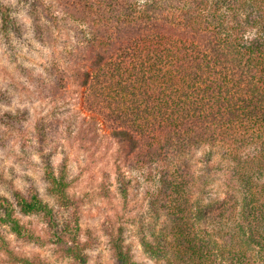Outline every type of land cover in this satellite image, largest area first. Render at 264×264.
<instances>
[{"label":"trees","instance_id":"trees-1","mask_svg":"<svg viewBox=\"0 0 264 264\" xmlns=\"http://www.w3.org/2000/svg\"><path fill=\"white\" fill-rule=\"evenodd\" d=\"M59 1L61 13L84 29L78 52H70L75 71L62 70L53 84L88 86L99 97V88L108 89L102 99L115 103L113 115L132 119L151 141L152 157L172 170L152 204L166 220L160 242L148 251L166 264H264V0ZM38 3L34 26L48 43L53 34L42 18L53 24L58 18ZM217 160L228 167L227 200L211 192ZM45 177L70 214L62 231L54 228L53 208L35 192L15 196L17 204L24 215L42 216L54 230L49 242L70 264H87L79 201L69 196L66 176L49 167ZM0 215L17 238L41 242L1 195ZM108 235L117 264H136L122 231Z\"/></svg>","mask_w":264,"mask_h":264},{"label":"rangeland","instance_id":"rangeland-1","mask_svg":"<svg viewBox=\"0 0 264 264\" xmlns=\"http://www.w3.org/2000/svg\"><path fill=\"white\" fill-rule=\"evenodd\" d=\"M38 2L58 18L54 24L42 18L53 34L48 43L34 26L32 12ZM60 7L59 0H0V195L14 205L21 224L41 237L39 243L19 239L0 223V264H22L17 260L21 258L70 264L49 242L52 228L42 216L24 215L17 204L18 195L28 198L35 192L53 208L54 228L63 230L70 214L49 192V167L66 176L69 196L79 201L78 236L86 246L87 264H117L109 230L122 231L136 264H166L163 255L147 246L160 242L166 219L152 204L164 174L172 170L152 157L151 141L141 138L132 119L118 111L121 115H113L115 103L102 99L108 89L99 88V97L88 86L53 84L62 70L72 68L70 52H78L84 29ZM211 164L212 195L227 200L228 167L218 160ZM203 168L197 163L198 174Z\"/></svg>","mask_w":264,"mask_h":264}]
</instances>
